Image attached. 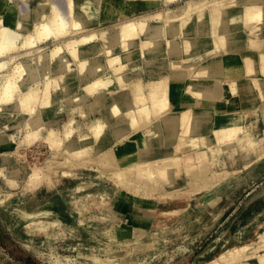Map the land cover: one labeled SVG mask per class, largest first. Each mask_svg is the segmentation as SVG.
I'll return each instance as SVG.
<instances>
[{
    "label": "rangeland",
    "instance_id": "1",
    "mask_svg": "<svg viewBox=\"0 0 264 264\" xmlns=\"http://www.w3.org/2000/svg\"><path fill=\"white\" fill-rule=\"evenodd\" d=\"M55 1L24 0L30 14L21 19V29L17 30L21 36L12 50L0 56V62L7 63L0 69V139L11 144L10 149L0 152V264H7L5 259L11 260L8 264H192L211 252L213 244L217 252L242 245L245 236L264 221L263 140L250 151L242 150L238 143L224 149L221 144L219 155L218 145L210 149L208 166L220 177L211 188L204 180L190 181L182 171L174 180L162 178L146 188L141 182L117 183L113 180L116 171L157 162L172 153L174 145L165 144L167 135L162 130L163 143L137 147L134 158L123 161L128 155L123 154L122 144L144 140L156 119L146 124L138 120L139 126L129 127L124 137L117 138L112 130L119 124L108 114L109 107L115 95L128 92L134 82H142L146 89L151 79L169 73L176 76L167 67L175 57L165 52L147 61L149 66L141 63L142 70H136L140 56H131L133 49L125 52L122 43H114L122 19L117 15L108 20L102 16L95 30H76V34V27L62 30L52 21L49 37L37 40V30L55 15ZM223 1L232 3L223 9L213 31L210 11ZM248 1L246 5L243 0H162L156 9L133 12L128 18L148 23L169 21L175 30L188 19L202 18L198 24L202 33L189 31L174 43L182 49L180 56L199 54L201 60H208L213 55L233 53L240 57L242 52L264 48V19L239 28L238 22L227 18L250 8ZM12 2L0 0L5 7L0 17H10L6 10ZM122 5L116 11L125 10ZM260 6L264 10V0ZM35 10L41 11L39 17ZM156 14L159 16L149 19ZM12 21L14 29L15 19ZM207 28L226 44L221 52L211 49L213 34H205ZM91 33L96 35L94 40L80 42ZM31 37L35 44L24 47ZM195 42L203 47L196 51ZM110 54L120 57L116 66L104 63L106 69L85 77L82 59L108 58ZM120 64H125L122 72L116 68ZM160 67L163 69H157ZM29 69L37 74V82L29 80ZM184 82L183 77L179 79L181 87ZM29 90L34 96H29L28 107L19 110L17 99ZM169 105L175 111L174 103ZM123 123L128 124V119ZM92 125H101L102 131L83 147L80 140L92 137ZM33 131L38 132L35 139L27 138ZM49 132L57 139L53 147L46 140ZM108 136L109 145L102 147L98 139ZM108 155L115 163L103 166ZM173 201H177L176 206H172ZM132 213H142L134 217L133 224ZM144 225L145 232L141 230ZM93 256L99 260L92 262Z\"/></svg>",
    "mask_w": 264,
    "mask_h": 264
},
{
    "label": "bare ground",
    "instance_id": "2",
    "mask_svg": "<svg viewBox=\"0 0 264 264\" xmlns=\"http://www.w3.org/2000/svg\"><path fill=\"white\" fill-rule=\"evenodd\" d=\"M2 1L5 2L6 0ZM69 1L66 0L64 5L67 15L65 22L68 21L66 28L76 27L73 31L74 34H76V30H95L93 28L98 25L102 16L105 20L111 19L115 15L118 18L122 17L114 43H122L125 52L133 49L132 52H129L131 56L135 53L140 56L141 61L135 69L142 70V64L147 67L149 64L147 61L156 58L159 54L164 55L166 52L170 57H175V59H170L167 62L168 69L173 70L175 75L183 77L185 81L180 94V105L175 111L170 110L168 97L171 73L149 80L146 89L142 82L136 84L132 81L135 85L133 86L131 83V87H133L131 89L129 87L128 92L115 95L108 114L111 118L117 119L119 124L112 130L113 135L117 138L124 137L129 127L139 126L138 120L142 124H146L156 119V122L146 131L144 140L139 139L122 144L123 154L128 155V158H124L123 161L132 160L137 147H148L163 143L162 130L167 135L165 144L174 145V151L170 153L171 155L167 154L157 162L137 164L116 171L113 180L117 183L132 185L133 182H141V184H145L146 188L147 185L154 183L156 180L163 178L171 181L177 175L184 173L190 181L204 180L208 188H211V186L220 182V177L218 173L210 171L208 166L210 149L218 145L216 152L219 155L226 145L231 144L234 146L235 143H238L242 150L250 151L259 145L260 140L264 142V48L259 51H255L253 48L248 52H242L240 57H236L233 53L226 54L223 57L213 55L208 60H201L199 54L183 57L180 56L181 48L179 49V46L174 43H178V39L185 36L189 31L192 34L202 33L203 29L198 26L203 20L202 18L188 19L179 26L180 28L175 30L173 29L174 25L169 21L148 23L128 18L133 12H140L149 7H154L160 4L162 0H128L130 5L125 10L121 9L120 11H116L120 6L117 0ZM243 1H245L244 4L249 2L248 0ZM231 3L223 1L213 7L215 11H210L213 31L218 28L215 23L222 14L223 9ZM250 4V8L237 11L233 14L234 16L229 15L227 18L231 22H238L240 24L239 28H242L244 23L247 25L253 21L263 20L264 10L260 6V0H251ZM69 5L71 8H69ZM1 7L2 10L5 9L2 4ZM8 9L12 12V20L15 19V29H21V19H26L29 14L27 3L24 0H16V6L10 5ZM187 12L188 10H185L184 14ZM158 16L159 14L152 15L149 16V19ZM234 28L238 29L237 27ZM46 30L48 31V28ZM205 30V34L206 32L214 33L209 31L208 28ZM69 31L71 32V29ZM95 37V33H91L82 37L80 42L90 43ZM198 43L195 42L196 51L203 47L200 42ZM164 44L167 46L164 47ZM210 44H212L211 49L217 48L220 52L222 47H226V44L222 43L215 34L212 35V43ZM1 48L0 45V51ZM59 48H62V45ZM105 51L108 52L109 50ZM44 56L46 57V55ZM107 57L82 59L80 63H82L81 69L85 77L88 78V75L97 74L106 69L107 66L104 63L107 64L108 62V65L113 67L120 61V57L114 56V54ZM142 57L145 59L143 60ZM116 68L122 72L125 64H120ZM29 72V75H32L31 78L33 77L32 82H37V74L35 75L31 69H29ZM105 83L109 84L107 81ZM10 85L14 89L15 83L12 82ZM31 94L32 90H29L17 99L19 110L30 103L32 98L30 99L29 96ZM74 100L79 101L80 98L75 97ZM188 102H190L189 105ZM34 110L32 109V111ZM57 111H60V109L58 108ZM126 118L128 124L123 123ZM158 121H161L162 124L159 125ZM120 122H122V125ZM28 125L32 126L33 123ZM90 130L92 137H83L80 140L83 147L88 146L91 141L98 138L102 126L92 125ZM37 134V131L29 132L26 137L35 139ZM48 134V138L45 139L53 147L57 144V139H55V134H50V132ZM98 142L102 147L108 146L110 143L109 136L99 138ZM221 144L223 149L220 146ZM200 146H204L205 149H200ZM10 148L11 144L1 138L0 152ZM181 154H184V156H181ZM260 157H264V152ZM114 163V159H110L109 155L104 157L103 166H110ZM176 205L177 201H173L172 206ZM211 247L214 250L216 246L213 244ZM213 250L200 255L199 260L192 264H264V221L258 223L252 233L245 236L242 245L225 248L223 252ZM90 259L92 262L99 260L94 256ZM5 260L7 264L11 263L10 259Z\"/></svg>",
    "mask_w": 264,
    "mask_h": 264
},
{
    "label": "crops",
    "instance_id": "3",
    "mask_svg": "<svg viewBox=\"0 0 264 264\" xmlns=\"http://www.w3.org/2000/svg\"><path fill=\"white\" fill-rule=\"evenodd\" d=\"M13 2L10 4L11 6L14 5L16 6V0H12ZM65 1L66 0H56L54 2L53 7H55L56 9L55 11V15L53 18H51L47 23H45V25H41L40 28L37 30V35H36V39H45L47 37H49V32L46 30V28L50 27V23L56 22L58 27H60L62 30H65L67 25H68V21L65 22V18H66V10H65ZM123 1V3L121 2ZM7 2V0L5 1ZM0 3V14L3 12L2 7H1ZM120 5H124L126 6V8L130 5V2L128 0H120L119 2ZM3 5V4H2ZM9 5V7H10ZM122 5V6H123ZM160 4H157L155 7L150 8L149 10H153L156 9V7L160 6ZM123 6V7H124ZM4 7V6H3ZM5 8V7H4ZM38 8H43L40 5L38 6ZM8 11V12H7ZM148 11V10H147ZM146 11H140L139 13H145ZM6 13L10 14L9 18H4V17H0V45L2 46L1 51H0V56L6 54L7 52H9L10 50H12L15 47L16 41L20 38V32H18L15 28H12V12L7 9ZM41 11L39 10H35L34 14L36 17L40 16ZM29 14H30V9H29ZM28 14V15H29ZM5 24V25H4ZM8 24V25H7ZM52 30V29H51ZM35 44L34 42V37L31 38H27L24 42V47L27 46H31ZM6 62H0V69H3L6 66ZM32 70V69H31ZM32 75H29V80L32 82ZM170 88H169V102H173L175 107V110L178 109L179 105H180V97H181V91L183 90V86H180L179 83V79H181L182 77L179 76H173L172 74L170 75ZM174 80V81H173ZM15 83V82H14ZM49 88V86H47L45 89H43V93L45 94L47 89ZM179 95V96H178ZM188 105L190 104V102L187 103ZM202 212V211H201ZM142 214V213H141ZM141 214H134L132 213L131 216V224H133V220L135 216H140ZM140 221V220H139ZM142 224H139V226ZM142 231L145 232L146 230V225H144L141 229Z\"/></svg>",
    "mask_w": 264,
    "mask_h": 264
}]
</instances>
